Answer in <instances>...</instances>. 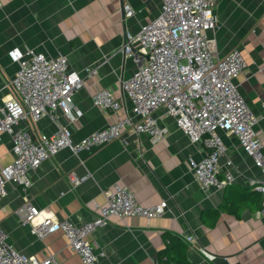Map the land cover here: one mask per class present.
I'll return each instance as SVG.
<instances>
[{"label":"crops","instance_id":"obj_1","mask_svg":"<svg viewBox=\"0 0 264 264\" xmlns=\"http://www.w3.org/2000/svg\"><path fill=\"white\" fill-rule=\"evenodd\" d=\"M126 3L135 11L131 17H124L121 0H0V108L13 92L11 81L18 64L12 51L33 48L49 56L66 55L84 80L74 96L82 112L79 119L72 123L62 116L57 122L49 116L28 119L22 124L30 134L38 137L54 132L57 124L69 123L78 142L130 113L132 103L122 85L138 63L123 51L124 34L156 17L160 0ZM215 14L217 28L211 36L216 39L217 55L240 50L247 66L237 77L238 87L259 117L257 131L264 143V0H217ZM89 67L96 72L86 74ZM102 88L120 98L122 106L116 112L93 104L92 95ZM156 115L168 129L160 142L144 133H129L79 153L63 148L30 171L32 184L26 191L9 183L6 195L0 197V223L8 243L40 260L55 254L59 264H85L62 230L39 237L15 209L29 201L43 215L80 225L98 214V205L107 203L109 191L118 182L127 185L142 205L166 199L168 209L152 218L110 215L106 225L88 236L105 251L96 264H183L159 261L169 234L184 238L188 264H264L262 192L247 183L249 178L263 180L262 169L235 134L220 130L236 179L223 189H202L188 159L202 158L207 146L193 144L162 109ZM12 159V142L5 135L0 141V167ZM226 169L221 160L220 178ZM70 172L86 178L73 184ZM203 248L215 257L210 258ZM170 255L179 257L181 252L173 248Z\"/></svg>","mask_w":264,"mask_h":264},{"label":"built area","instance_id":"obj_2","mask_svg":"<svg viewBox=\"0 0 264 264\" xmlns=\"http://www.w3.org/2000/svg\"><path fill=\"white\" fill-rule=\"evenodd\" d=\"M216 3L217 0H160L156 17L142 23L136 31L125 32L123 51L138 63L122 85L124 95L132 103L130 113L78 142L73 139L69 123L77 121L82 114L74 99L75 93L83 87L82 72L71 67L64 54L49 56L33 48L14 49L11 55L18 68L11 81L13 92L0 108V141L5 135L10 137L13 159L0 167V197L6 195L9 183L26 191L32 184L30 171L63 148L79 153L123 139L129 133H144L153 142L164 140L168 129L156 115L160 109L174 119L193 144L207 146L202 158L188 159L189 168L202 189H223L236 179L220 130L235 134L239 145L264 172V143L257 131L259 117L237 83L238 75L247 64L238 48L218 56L216 39L211 36L217 28ZM123 10L124 17L135 13L128 3ZM95 72L94 67L86 69L88 75ZM92 102L115 112L122 106L120 98L109 88L94 93ZM44 116L51 117L54 122L62 116L69 123L57 124L54 132H43L38 137L23 127L24 121H38ZM221 160L228 168L223 178L218 176ZM69 178L73 184H78L86 176L70 172ZM247 183L262 192L260 212L264 213V179L249 178ZM168 205L166 199L154 205H142L127 185L115 182L107 203L98 205V214L80 225L67 218L43 215L29 201L20 204L15 211L39 237L62 230L81 261L96 264L105 251L88 236L106 225L110 215L152 218L164 215ZM202 250L210 258L215 257L206 249ZM0 264L59 262L55 254L40 260L19 251L8 243L7 233L0 223Z\"/></svg>","mask_w":264,"mask_h":264},{"label":"trees","instance_id":"obj_3","mask_svg":"<svg viewBox=\"0 0 264 264\" xmlns=\"http://www.w3.org/2000/svg\"><path fill=\"white\" fill-rule=\"evenodd\" d=\"M233 182L227 184L230 185ZM249 186V185H248ZM167 244H166V248L161 250L159 253V261L160 263H163L165 261H170V260H177L183 264H188L189 261L187 260L184 251H185V243H184V238L180 235H171L169 234L167 237ZM173 248H177L179 250V252H181V256L179 257H172L170 255L171 251Z\"/></svg>","mask_w":264,"mask_h":264},{"label":"water","instance_id":"obj_4","mask_svg":"<svg viewBox=\"0 0 264 264\" xmlns=\"http://www.w3.org/2000/svg\"><path fill=\"white\" fill-rule=\"evenodd\" d=\"M122 9L124 7V0H121Z\"/></svg>","mask_w":264,"mask_h":264}]
</instances>
